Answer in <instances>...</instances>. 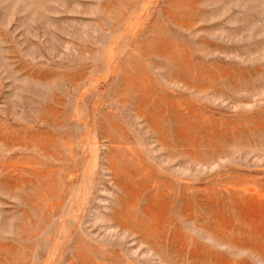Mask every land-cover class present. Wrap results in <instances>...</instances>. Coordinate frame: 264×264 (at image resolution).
I'll use <instances>...</instances> for the list:
<instances>
[{"label": "rangeland", "instance_id": "obj_1", "mask_svg": "<svg viewBox=\"0 0 264 264\" xmlns=\"http://www.w3.org/2000/svg\"><path fill=\"white\" fill-rule=\"evenodd\" d=\"M0 264H264V0H0Z\"/></svg>", "mask_w": 264, "mask_h": 264}]
</instances>
